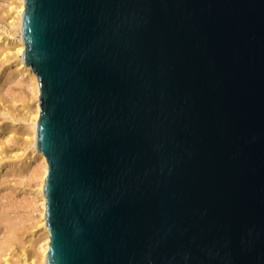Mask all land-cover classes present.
<instances>
[{"label": "water", "instance_id": "obj_1", "mask_svg": "<svg viewBox=\"0 0 264 264\" xmlns=\"http://www.w3.org/2000/svg\"><path fill=\"white\" fill-rule=\"evenodd\" d=\"M48 264H264V0H25Z\"/></svg>", "mask_w": 264, "mask_h": 264}, {"label": "bare ground", "instance_id": "obj_2", "mask_svg": "<svg viewBox=\"0 0 264 264\" xmlns=\"http://www.w3.org/2000/svg\"><path fill=\"white\" fill-rule=\"evenodd\" d=\"M8 7V10L0 15V68L5 67L0 78V115L11 119L12 125L5 128L0 125V182L2 179L17 176L29 181L35 180L34 190L30 192V195L34 193L30 205L33 206L31 211L38 212L39 215H30L34 222L30 227L31 236L28 241L19 242L21 253L18 261L24 264H48L50 231L46 221L47 199L44 186L49 164L44 153L37 148V127L41 111L40 84L32 67L24 61L26 47L22 24L26 9L25 0H8ZM14 82L24 83L30 92L25 95L19 118L12 114L2 95L3 87ZM16 121L22 124L19 132L14 125ZM32 186L29 189H32ZM11 249L10 244L5 252ZM3 264H10L9 259L5 258Z\"/></svg>", "mask_w": 264, "mask_h": 264}, {"label": "rangeland", "instance_id": "obj_3", "mask_svg": "<svg viewBox=\"0 0 264 264\" xmlns=\"http://www.w3.org/2000/svg\"><path fill=\"white\" fill-rule=\"evenodd\" d=\"M8 8V0H0V15L5 13ZM4 68V66L0 68V78L2 77L1 75H3ZM29 93V89L22 82L6 84L3 87L2 95L14 116L17 115L19 118L22 112L25 95ZM10 120L11 119H5V117L0 115L1 127L5 128L11 126ZM14 125L16 126V131L19 132L22 125L21 122L16 121ZM27 180L26 178L17 176L15 178L9 177L2 179L0 182V264L4 263L5 258L9 259L10 264H24L18 261L21 253L19 242H26L31 236L30 227L34 222L30 215H39L38 212L33 213L31 211L33 210V206L30 205L34 195V193L30 195V192L34 190L35 180ZM31 185H33V188L29 189ZM10 244L12 247L11 251L5 252L6 247ZM10 252L12 254H10ZM9 256H11V258Z\"/></svg>", "mask_w": 264, "mask_h": 264}]
</instances>
